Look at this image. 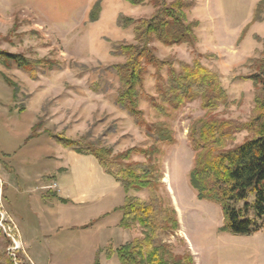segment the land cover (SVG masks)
Wrapping results in <instances>:
<instances>
[{
	"label": "rangeland",
	"instance_id": "1",
	"mask_svg": "<svg viewBox=\"0 0 264 264\" xmlns=\"http://www.w3.org/2000/svg\"><path fill=\"white\" fill-rule=\"evenodd\" d=\"M100 1L99 18L92 21L90 16ZM184 1L193 5L189 20L198 22V43L179 47L158 43V56L171 59L176 69L179 62L199 60L216 72L229 103L215 115L249 121L255 88L243 78L252 73L249 61L262 56L264 21L250 24L263 0ZM154 14L149 3L135 7L125 0H0V51L62 63L61 69L40 71L36 80L16 65L6 68L0 64V179L6 212V231L0 216V264L8 258L13 264H121L118 256L108 259L107 246L118 245L114 241L103 244V232L121 216L124 191L120 205H113L116 196L95 206L77 207L68 202L67 208L62 207L64 199L56 184L62 191L64 148L54 136L65 134L73 140L88 137L112 148L115 154L152 144L145 130L117 106L121 83L112 68L125 59L112 54L117 46L134 42L133 28L121 27L120 18L149 19ZM4 76L15 86L8 85ZM160 77L168 78V72L151 68L146 76L141 108L150 123L157 118L148 97L158 96ZM205 115L200 102L195 101L170 121L176 141L164 146L160 194L170 199L180 230L164 237V242L172 245L176 256L190 252L195 264H264V221L253 218L256 231L249 236L223 232L220 206L199 200L190 185L195 152L189 128ZM38 125L41 135L31 138ZM249 137L246 132L238 134L230 148ZM133 161L146 160L135 157ZM132 196L148 200L150 193ZM91 210L98 215L89 216ZM8 226L16 227L13 231L20 237V252L12 251ZM125 232V237L131 236ZM141 232L137 229L136 234Z\"/></svg>",
	"mask_w": 264,
	"mask_h": 264
},
{
	"label": "trees",
	"instance_id": "2",
	"mask_svg": "<svg viewBox=\"0 0 264 264\" xmlns=\"http://www.w3.org/2000/svg\"><path fill=\"white\" fill-rule=\"evenodd\" d=\"M125 1L135 7L149 3L155 10L149 19H119L121 27L133 28L134 42L117 46L112 54L125 59L112 68L121 83L117 106L134 119L137 127L145 130L152 144L115 154L112 148L94 143L88 137L73 140L59 134L54 139L64 149L95 158L102 170L124 190L126 197L119 209L118 226L134 237L117 249L108 244L109 260L118 256L121 264H195L190 252L176 256L172 245L164 242V237L180 230L175 208L170 199L160 194L164 146L176 141L170 121L188 104L200 102L206 115L191 123L188 134L195 152L194 166L189 173L190 185L199 200L220 206L224 215L221 231L239 236L252 235L256 231L253 218L264 221V43L261 58L249 61L252 73L243 78L251 81L255 88L250 120L223 119L215 115L229 103L221 77L199 60L192 64L179 62L176 69V63L171 59L158 56L155 46L158 43L164 47L195 46L198 43V22L189 20L192 3L184 0ZM100 11L101 1L95 6L90 20H98ZM263 21L264 0L255 9L250 26ZM0 64L6 68L16 65L32 80L38 78L40 71L62 68L60 61L30 60L5 51H0ZM151 68L158 73L168 72V78L158 79V96L148 97L157 118L153 123L148 122L141 108L146 76ZM4 80L11 87L15 86L7 76ZM39 129V125L32 129L31 138L41 135ZM242 132L250 137L230 148ZM135 157L146 161L135 163ZM145 191L150 193L148 200L132 196V193ZM137 229H141V234H136ZM4 261V264H13L9 258Z\"/></svg>",
	"mask_w": 264,
	"mask_h": 264
},
{
	"label": "crops",
	"instance_id": "3",
	"mask_svg": "<svg viewBox=\"0 0 264 264\" xmlns=\"http://www.w3.org/2000/svg\"><path fill=\"white\" fill-rule=\"evenodd\" d=\"M63 151L64 168L62 169V176L65 178L61 181L62 191H60V186L56 184L59 192L62 193L61 198L64 199L62 207L67 208L70 204L77 207L95 206L103 200H114L116 196L118 197L113 205L122 203L121 192L124 191L123 188L102 170L95 158L67 149H63ZM65 179L66 183L64 182ZM68 202L69 205H67ZM123 202H125V196H123ZM96 214L98 215L96 210L89 212V216ZM120 219L121 216L117 218V222L109 230L103 232V244L108 245L114 241L118 248L132 240L130 232L131 236L127 238L124 236L125 231L118 227Z\"/></svg>",
	"mask_w": 264,
	"mask_h": 264
},
{
	"label": "built area",
	"instance_id": "4",
	"mask_svg": "<svg viewBox=\"0 0 264 264\" xmlns=\"http://www.w3.org/2000/svg\"><path fill=\"white\" fill-rule=\"evenodd\" d=\"M55 187L57 188L56 185H55ZM2 188H3V181L0 179V216L2 218L1 226L6 231V227L4 226V221H6V212H4V210H3L4 207L2 206ZM13 229L16 230V227H13L12 228V227L8 226V230H9V233H8L9 235L8 236L12 240V243H14L13 244L14 246L12 248V251H14V252L19 251L20 252V249H21L20 237L17 238L14 235Z\"/></svg>",
	"mask_w": 264,
	"mask_h": 264
},
{
	"label": "bare ground",
	"instance_id": "5",
	"mask_svg": "<svg viewBox=\"0 0 264 264\" xmlns=\"http://www.w3.org/2000/svg\"><path fill=\"white\" fill-rule=\"evenodd\" d=\"M165 181H166V182H167V184H168V179H166Z\"/></svg>",
	"mask_w": 264,
	"mask_h": 264
}]
</instances>
